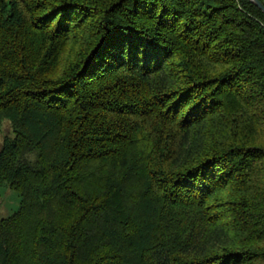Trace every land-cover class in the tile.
<instances>
[{"label":"trees","instance_id":"16d2710c","mask_svg":"<svg viewBox=\"0 0 264 264\" xmlns=\"http://www.w3.org/2000/svg\"><path fill=\"white\" fill-rule=\"evenodd\" d=\"M6 121L0 264H264L250 0H0Z\"/></svg>","mask_w":264,"mask_h":264},{"label":"rangeland","instance_id":"374dc122","mask_svg":"<svg viewBox=\"0 0 264 264\" xmlns=\"http://www.w3.org/2000/svg\"><path fill=\"white\" fill-rule=\"evenodd\" d=\"M11 132L10 122L6 121L3 124L1 133H0V150L3 145V140L6 135H9ZM20 197L19 195L9 187L0 188V218H7L14 214L20 206Z\"/></svg>","mask_w":264,"mask_h":264},{"label":"water","instance_id":"95a60500","mask_svg":"<svg viewBox=\"0 0 264 264\" xmlns=\"http://www.w3.org/2000/svg\"><path fill=\"white\" fill-rule=\"evenodd\" d=\"M253 4H255L261 11L264 12V4L260 0H250Z\"/></svg>","mask_w":264,"mask_h":264}]
</instances>
